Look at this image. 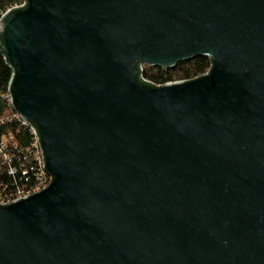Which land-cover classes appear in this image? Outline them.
Wrapping results in <instances>:
<instances>
[{"label":"water","instance_id":"95a60500","mask_svg":"<svg viewBox=\"0 0 264 264\" xmlns=\"http://www.w3.org/2000/svg\"><path fill=\"white\" fill-rule=\"evenodd\" d=\"M24 1L0 53L52 182L0 203V264H264V0Z\"/></svg>","mask_w":264,"mask_h":264},{"label":"trees","instance_id":"16d2710c","mask_svg":"<svg viewBox=\"0 0 264 264\" xmlns=\"http://www.w3.org/2000/svg\"><path fill=\"white\" fill-rule=\"evenodd\" d=\"M21 0H0V16L9 7ZM211 67L208 57H196L192 60L179 63L175 69L164 70L160 67H148L144 65V75L155 82H167L172 80H188L207 72ZM12 69L4 56L0 53V146L4 145L0 154V181H4L10 188L24 186L33 182L35 164V148L33 134L29 127L24 126L15 117V110L4 97L8 92V85L12 77ZM138 81L145 83L141 78ZM4 155L12 158L18 172L12 176L6 171Z\"/></svg>","mask_w":264,"mask_h":264},{"label":"built area","instance_id":"2783aa9c","mask_svg":"<svg viewBox=\"0 0 264 264\" xmlns=\"http://www.w3.org/2000/svg\"><path fill=\"white\" fill-rule=\"evenodd\" d=\"M24 4H25V1L21 0L20 3H16V4L12 5L7 10H10L12 8H15V7L23 6ZM5 12H3L2 14H4ZM141 69H142V71H141L142 78L144 80H148V81L155 83V84L162 85L165 83L179 81V80H172V81H167V82H163V83L162 82H155V81L147 78L144 75V65H141ZM4 97L8 100L9 105L12 107L10 93L7 92V94ZM14 115H15V117H17L20 120V122L24 126L29 127L31 133L33 134V139H34L33 145L35 148L34 155H35L36 167H35L34 172H33V175H34L33 179L34 180L31 184H26L24 186H16L14 188H10L7 183H5L4 181H0V203L1 204H5V203L10 204L16 199L24 198V197L30 196L34 193L40 192L43 189L47 188L52 182V176L44 168V158H43V154H42L40 145L38 143V137H37V132H36L35 128L30 123H28L26 120L21 118V116L19 114L15 113ZM3 147H4V145L0 146V154L2 153ZM4 162L7 165V168H6L7 173L9 175L14 176L18 172V167L13 164L12 158L9 155H4Z\"/></svg>","mask_w":264,"mask_h":264}]
</instances>
